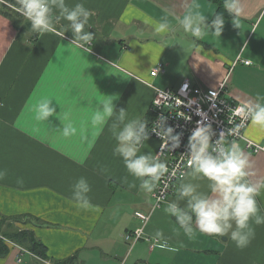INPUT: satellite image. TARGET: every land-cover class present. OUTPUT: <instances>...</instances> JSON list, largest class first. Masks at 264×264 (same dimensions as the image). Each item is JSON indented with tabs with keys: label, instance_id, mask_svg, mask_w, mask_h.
Instances as JSON below:
<instances>
[{
	"label": "crops",
	"instance_id": "1",
	"mask_svg": "<svg viewBox=\"0 0 264 264\" xmlns=\"http://www.w3.org/2000/svg\"><path fill=\"white\" fill-rule=\"evenodd\" d=\"M190 2L65 0L70 8L83 3L92 12L86 30L94 40L88 53L72 42L73 33L65 32L69 22L57 10L56 31L42 36L24 18L15 25L0 12V169L7 172L0 180V218L19 217L10 224L32 230L53 264L69 259L66 264H264V225H253L255 237L244 249L228 237L198 230L184 234L166 211L171 202L185 206L177 199L182 179L152 209L150 193L139 187L122 158L113 155L115 116L102 127L91 124L102 101L115 96L116 111L123 108L130 119L147 120L149 128L153 86L174 88L184 79L212 88L229 73L228 90L237 101L264 97V0H241L243 13L234 23L223 14L221 35L206 31L200 39L177 22ZM198 2L209 21L219 13L213 0ZM162 22L168 28L157 31ZM158 63L163 68L152 76ZM42 98L52 99L56 109L44 122L35 119L34 111ZM69 121L78 131L64 137L63 124ZM245 136L264 143V128L249 121ZM236 141L257 176L264 177V152L247 150L242 140ZM157 147L150 136L139 154L155 155ZM81 177L91 186L87 210L72 199V186ZM201 183L207 191V181ZM257 201L264 214V192ZM137 212L149 215L145 224ZM142 225L139 240L124 239ZM3 228L8 229L6 224ZM9 245L0 264H35L33 256Z\"/></svg>",
	"mask_w": 264,
	"mask_h": 264
},
{
	"label": "clouds",
	"instance_id": "2",
	"mask_svg": "<svg viewBox=\"0 0 264 264\" xmlns=\"http://www.w3.org/2000/svg\"><path fill=\"white\" fill-rule=\"evenodd\" d=\"M17 4V11L30 22L33 33L39 36L56 31L53 14L57 10L59 17L69 22L65 32L73 33L72 42L82 53L90 52L94 35L86 28H89L92 12L83 3L71 8L65 0H17ZM223 7L233 18V23L243 13L241 0H224ZM200 9L198 0H191L184 14L177 17L179 26L197 39L202 38L206 31L220 36L225 23L223 13H216L209 21ZM167 28L168 23L162 22L156 30ZM115 99L117 97L107 96L102 101L91 117V124L102 127L115 116L111 126L116 140L113 155L122 158L127 172L139 180V187L143 191L153 193L161 178L168 173V166L158 154H139L144 142L150 138L148 121L139 117L130 119L123 108L116 111L113 104ZM262 101L264 97L258 96L255 102H244L238 109L245 120H250L252 125L259 128H264ZM34 111L35 119L41 122L56 114L50 98L39 100ZM166 120L161 115L151 133H155L174 150L180 147L182 133L168 126ZM77 131L72 122L63 124L64 137L74 136ZM186 153L188 170L180 173L183 182L179 185L177 197L186 202L185 206L171 202L166 211L175 217L179 229L188 236L198 230L220 239L228 237L238 249L248 247L255 237L253 225H264V214L257 201V197L264 192V177L257 176L253 162L237 141H227L224 131L217 135L208 124L198 123L188 137ZM106 171L101 169L102 173ZM6 175V170L0 169V180ZM202 181H207V191L202 190ZM17 183L22 184L23 180L18 179ZM130 186L135 187V184ZM72 191V199L78 208L87 210L91 207L88 195L91 186L86 178H79L73 184ZM161 235L160 232L156 233L157 237Z\"/></svg>",
	"mask_w": 264,
	"mask_h": 264
},
{
	"label": "built area",
	"instance_id": "3",
	"mask_svg": "<svg viewBox=\"0 0 264 264\" xmlns=\"http://www.w3.org/2000/svg\"><path fill=\"white\" fill-rule=\"evenodd\" d=\"M244 63L249 64V61L245 60ZM162 66L161 63H158L151 70V75L155 76L162 70ZM229 77L230 75L227 73L221 83L212 88H203L191 83L188 79L182 80L174 88L153 86L154 92L149 108L152 119L148 129L150 136L158 141L155 155L158 154L160 159L167 164L169 171L161 178L155 191L150 193L152 209L159 208L167 200L174 183L181 180L180 173L188 170V155L186 153L188 137L198 123L211 125L217 135L224 131L226 140H242L244 148L247 150L264 152V143L253 141L245 136V130L250 120H245L243 114L238 111L243 103L230 96ZM161 115L167 118L168 126H172L177 133H182L180 147L174 150L155 133H151V129L156 126ZM136 215L141 218L142 224H145L149 219V215L138 212ZM142 228L143 225L131 232H126L124 239L130 243L136 242L143 235ZM14 247H18L20 252L30 254L42 264H53L48 258H40L15 244ZM17 261H21V258H17Z\"/></svg>",
	"mask_w": 264,
	"mask_h": 264
},
{
	"label": "trees",
	"instance_id": "4",
	"mask_svg": "<svg viewBox=\"0 0 264 264\" xmlns=\"http://www.w3.org/2000/svg\"><path fill=\"white\" fill-rule=\"evenodd\" d=\"M213 2L217 4V12L223 13L224 15H229L223 7L224 0H213ZM17 8V0L0 1V12L3 15L11 18L15 25L20 22V19L23 18L17 11ZM15 218H17V220H21L19 217H12L10 219L5 216H1L0 218V257H4L10 252L11 246L9 245V243H11L13 244L12 247H14L15 244L40 258H47L45 246L38 238H36L32 230L17 229L10 224L12 223V220L14 221ZM5 224L8 227L7 230L3 228ZM34 261L35 264L40 263L37 259H35ZM67 261H60L57 264H66Z\"/></svg>",
	"mask_w": 264,
	"mask_h": 264
},
{
	"label": "water",
	"instance_id": "5",
	"mask_svg": "<svg viewBox=\"0 0 264 264\" xmlns=\"http://www.w3.org/2000/svg\"><path fill=\"white\" fill-rule=\"evenodd\" d=\"M223 239H226L227 237H222Z\"/></svg>",
	"mask_w": 264,
	"mask_h": 264
}]
</instances>
